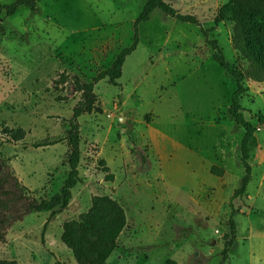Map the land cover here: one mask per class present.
Masks as SVG:
<instances>
[{"label": "rangeland", "instance_id": "374dc122", "mask_svg": "<svg viewBox=\"0 0 264 264\" xmlns=\"http://www.w3.org/2000/svg\"><path fill=\"white\" fill-rule=\"evenodd\" d=\"M13 0H0L9 4ZM194 15L200 26L154 10L137 27L136 49L125 58L116 86L93 87L90 113L78 117L80 182L60 212L31 213L0 241V264H76L61 241L62 224L88 211L94 196L109 195L126 225L103 264H221L229 200L244 174L243 129L227 108L232 77L212 59L200 27L242 70L231 45L232 24L218 9L227 0H164ZM145 0H38L40 14L0 10V151L37 198L56 193L68 172L64 139L81 85L109 67L129 46ZM240 98L255 127L251 179L233 199L236 236L222 264H264V82L245 79ZM27 134L18 142L12 135ZM145 161V168L142 164ZM114 175L104 180L99 160ZM224 173H210L212 166ZM47 226L43 230V224Z\"/></svg>", "mask_w": 264, "mask_h": 264}, {"label": "trees", "instance_id": "16d2710c", "mask_svg": "<svg viewBox=\"0 0 264 264\" xmlns=\"http://www.w3.org/2000/svg\"><path fill=\"white\" fill-rule=\"evenodd\" d=\"M22 6L28 8L33 14L39 15L41 12L38 0H13L9 4H0V10L4 11L6 16H10ZM154 10H160L177 21L200 26V22L194 15L180 13L164 0H145L139 15L134 20L131 44L117 53L109 67L99 71L89 82H84L81 85L82 94L72 109L70 118H62L63 122L67 124L65 138H45L31 144L33 148H43L60 143L62 140L66 141L68 172L56 193L49 198H37L30 188L18 178L8 159L0 151V241L5 238L8 229L26 215L39 212H49L54 215L68 205L72 198V189L80 182L78 117L83 111L92 112L93 87L97 82L106 79L109 85H118L117 80L122 75L124 60L136 49L138 43V24L147 21ZM223 18L228 19L232 24V48L246 60L247 67L242 70L235 63L227 61L217 42L209 36V30L200 27L205 44L213 50L212 59L225 74L234 79L235 89L230 94L227 112L232 121L243 129V136L239 144V161L244 174L240 179L239 187L233 190L229 200L231 212L227 220L228 233L224 234L221 264L236 236V224L233 216L237 210L233 208L232 201L245 193L251 179L250 151L257 143L255 127L244 117L240 98L246 91L242 84L243 80L264 82V0H227L218 9L215 22L217 23ZM254 117L259 123L264 122L263 114L258 112ZM17 130L20 133L11 136L14 142L21 141L27 134L21 129ZM143 159L142 164L145 168ZM98 162L102 166L104 180L113 181L114 175L110 172L105 161L100 159ZM210 173L220 177L224 171L214 165L211 167ZM125 225L126 213L117 200L109 195L94 196L88 211L63 222L61 241L71 251L76 264H103L115 249L117 238ZM46 226L47 221L43 224L42 229L44 230Z\"/></svg>", "mask_w": 264, "mask_h": 264}, {"label": "crops", "instance_id": "0c3cea01", "mask_svg": "<svg viewBox=\"0 0 264 264\" xmlns=\"http://www.w3.org/2000/svg\"><path fill=\"white\" fill-rule=\"evenodd\" d=\"M44 148V147H43ZM23 183V182H22Z\"/></svg>", "mask_w": 264, "mask_h": 264}]
</instances>
